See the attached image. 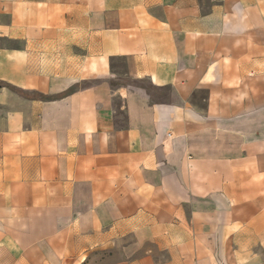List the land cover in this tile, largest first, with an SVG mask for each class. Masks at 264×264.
I'll return each mask as SVG.
<instances>
[{
  "label": "crops",
  "instance_id": "crops-1",
  "mask_svg": "<svg viewBox=\"0 0 264 264\" xmlns=\"http://www.w3.org/2000/svg\"><path fill=\"white\" fill-rule=\"evenodd\" d=\"M0 264H264V0H0Z\"/></svg>",
  "mask_w": 264,
  "mask_h": 264
}]
</instances>
